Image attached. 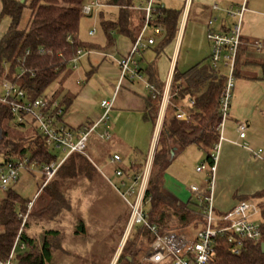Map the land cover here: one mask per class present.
<instances>
[{
	"label": "trees",
	"instance_id": "1",
	"mask_svg": "<svg viewBox=\"0 0 264 264\" xmlns=\"http://www.w3.org/2000/svg\"><path fill=\"white\" fill-rule=\"evenodd\" d=\"M1 1L0 19L8 18L10 25L0 40V80L4 77L8 78L24 89L29 99L42 96L48 98L51 104L58 100L59 92L45 94L49 84L70 68L72 59L78 55L79 49L85 51L92 46L88 42L81 41L78 36L80 20L85 15L84 0ZM106 3L119 8L117 20L101 18V26L106 34L118 30L125 35H133L131 22L133 0H107ZM26 9L30 11V16L23 24L22 19ZM155 14V24L164 25L167 29L165 42H168L175 34L179 11L157 5ZM142 19L144 21V15ZM6 66L8 70L5 69ZM262 66L264 70V63ZM22 70H25L23 74H21ZM150 80L154 81L153 74L150 75ZM226 81L227 75L206 62H200L185 72L176 70L174 73L171 93L174 99H184L187 96L194 99V103L189 106V114L195 122L180 120L173 115L164 119L160 129L145 196L151 197L149 219L160 224L164 229L187 226L197 218L196 215L178 206L171 195L164 192L163 178L174 147L185 148L190 144H197L206 152V160L213 162L211 154L220 139L218 129L222 121L220 102ZM72 98L69 94L64 95L58 100L59 107L66 112ZM158 110L159 99L148 95L144 118L156 122ZM62 116H59L58 120H62ZM0 125L3 129L1 139L3 145L11 147L0 153L2 155L0 165L5 164L12 157H27L42 169L44 165L56 160L55 151L61 149L50 146L34 122L14 121L10 106L2 102H0ZM143 169L144 164L133 163L130 174H140ZM96 175L95 164L85 154L80 152L69 154L53 178L40 190L37 201L42 205L28 214L29 219L25 221L24 229L31 225L32 219L53 220L62 211H70L72 205L68 197L69 189L75 185L78 178L92 179ZM253 198L259 200L262 215L259 222L260 239L244 238L241 251L234 253L228 238L218 237L211 264H264V252L261 249V243L264 242V189L254 193ZM28 201L14 191L12 186L0 196V260L6 259L14 246L22 223L21 217L18 218L19 213L27 211ZM129 216L130 211L128 218ZM83 225V221H79L77 233L81 231L78 230L79 228L84 230ZM135 226L139 228L130 239ZM135 226L123 246L118 258L119 264H133V257L127 256V252L135 250L136 235L146 232L149 234L146 226ZM58 233V230L53 229L46 231L39 251L25 250L17 255V263L52 264L54 249L57 248L49 237ZM19 239L28 247H34V239L26 231H22ZM126 256L132 258H128L129 260L124 263L122 261Z\"/></svg>",
	"mask_w": 264,
	"mask_h": 264
},
{
	"label": "crops",
	"instance_id": "2",
	"mask_svg": "<svg viewBox=\"0 0 264 264\" xmlns=\"http://www.w3.org/2000/svg\"><path fill=\"white\" fill-rule=\"evenodd\" d=\"M161 2L163 3H160L161 5L158 4L159 6L179 11L175 34L168 41H172L171 45L173 46V53L171 54L168 67H163L156 60H144V52L154 42L140 53L134 55V59L138 62L141 69L142 78H121L119 61L130 52L144 24L142 19L144 10L136 8L138 5L133 1L134 5L131 16L133 35H125L118 30H113L107 35L103 30L105 42H88L92 46L85 49L76 66L71 63L70 68L66 70L67 73H65L71 75L72 71L77 69V76L75 86L73 85L66 89H62L60 86L55 90L59 93L62 91L63 96L69 94L73 97L71 103L67 106L63 118L65 124L69 128L77 130L84 124L95 122L100 118L102 113L101 101L105 98H114L111 111V137L107 140L100 138L99 134L102 129H97L90 137L91 144L89 151L94 156L101 158V161L107 155L111 158L113 155L111 152L120 154L123 161L125 160V156L127 158L130 157L128 165L123 164V161L120 164H114L110 159L114 170L117 166H121L131 173L130 167L133 163L144 164L145 166L150 161L152 165L161 126L156 125V122L153 123L144 118L148 97L146 84L153 83L162 89L167 84H172L176 70L185 72L200 62L211 64V44L207 39L208 28L210 27L218 32L228 31L236 22V19L229 14V10L245 2L247 10L242 22V43L236 64L235 85L232 92L229 114L223 122L220 134L221 146L217 163L216 183H218V180L224 178V176H227V173L231 172L226 177L228 181L231 177H238V174L241 172L239 169H244L248 172L252 167H256L258 163L264 164V154L263 158H261L263 160L259 158V160L255 159L259 155V150L261 152L262 150L264 151V70L262 66L264 63V0H197L195 6L193 5V0H178L173 4L165 3V0H161ZM1 10L2 1L0 0V13ZM26 12L28 20L30 11L27 10ZM91 13L85 14L90 15ZM210 20H212V23L209 25ZM9 25L10 21L8 18L0 19V40L9 28ZM157 25L162 28L161 34L165 33L167 39L166 27L160 24ZM114 31H118L119 36H115ZM95 33V29L89 31L91 36L95 35ZM161 34L156 36H160ZM181 52L185 58L189 59L185 60L183 56L180 58ZM79 62L82 63L80 69L78 68ZM5 69L8 70V66ZM217 70H219V67ZM151 74L154 76V81L150 80ZM5 79L8 78L4 77L0 80V88ZM97 94H101L103 97L99 99L97 98ZM188 97L190 96L184 99L188 100ZM184 99H174L173 97L174 106L169 107L166 115L172 109L174 113L176 108H181L189 113L191 103L188 101V105H185ZM189 118H192L190 114ZM240 122L246 123V137L244 139L240 138L237 132V126ZM193 145L199 149L195 153L194 160H199L203 155L202 153H204L203 161L196 162L195 167L196 173L203 176L202 183L204 184L206 177L204 173L206 171L198 172L197 167L207 161L206 152L197 144H190L187 147ZM100 148L105 149L106 152ZM185 149L186 147L172 148L171 161L163 178V190L165 193L171 195L178 206L197 216L193 222L183 227L189 231H194L199 225L201 208L196 196L191 195L189 186L198 184L196 182L197 178L192 173L189 176L186 175V177L185 174L179 173L178 177H175L168 172L172 161L182 154ZM194 151L191 150L193 153ZM101 154L105 156L102 157ZM39 170L40 175H37L40 177L42 173L41 169ZM36 173L35 170L22 172L19 181L12 186V189L20 196L29 200L28 204L40 193V178L35 182V189L27 191L29 185L26 182L34 178ZM248 173H250V177L259 175L258 181L262 182V187H256L255 191H233V202L229 207H222L217 202L216 211L218 214L230 210L242 200H257L253 198V194L264 189V173L263 178L260 177L259 173H252L250 171ZM110 183L115 189L114 184ZM246 197L250 199H243ZM258 202L259 200L256 201V203ZM259 214H261V211ZM189 226H192L193 230Z\"/></svg>",
	"mask_w": 264,
	"mask_h": 264
},
{
	"label": "built area",
	"instance_id": "3",
	"mask_svg": "<svg viewBox=\"0 0 264 264\" xmlns=\"http://www.w3.org/2000/svg\"><path fill=\"white\" fill-rule=\"evenodd\" d=\"M98 1L94 0L91 4L84 5L83 12L91 13L93 7L99 3ZM157 5L155 0H147L144 8L136 6V8L144 10V24L130 52L119 61L122 79L142 78L141 69L138 62L134 59V55L153 44L155 36L162 32V28L155 24ZM246 10L245 2L229 10V14L236 19V22L228 31L218 32L210 27L207 31V39L211 44V65L218 68L222 64L228 69L227 81L220 102V113L222 115V121L218 126L220 134L231 105L232 92L235 85L236 64L242 43V22ZM211 23L212 20L209 21V25ZM149 26L154 27L152 35L145 37V32ZM83 52V49H79L78 55L72 59L74 66L77 65ZM24 71L22 70L21 74ZM146 89L148 90V95L159 99L156 125L162 126L167 116L166 112L169 107L174 106L171 85L167 84L160 89L153 83H147ZM188 101L191 104L194 103V99L191 97H188ZM0 102L10 106L14 114V121L18 123L32 121L37 124L47 143L66 152V157L72 152L85 153L86 149H88L91 135L99 128L102 129L99 134L100 138L107 140L111 137L110 120L114 98L103 99L101 101L102 113L100 118L90 124H84L77 130L69 128L65 124L63 120L65 111L59 107L58 100L50 104L48 98L42 96L29 99L26 91L10 79H5L1 84ZM173 115L180 120L189 119V113L181 108H176ZM59 116L63 117L62 120H58ZM237 132L239 137L244 139L246 137V123L240 122L237 126ZM220 146L221 135L211 154L213 162L205 161L197 167L198 172L206 171L203 186L201 187L197 184L189 186L191 195L196 196L201 208L199 225L194 231H189L187 228L167 230L149 219V211L145 210V205L150 202L151 197H146L145 191L152 166L150 161L145 164L140 174H130L121 166L115 168L114 174L120 180L118 184H114V187L130 208L127 233L123 239V244L135 225L146 226L149 230L150 241L141 264H211L218 237H227L229 243L232 244L234 253L241 251L244 238L260 239V223L253 219L256 214L260 213V206L255 201L242 200L224 213L218 214L216 211L214 191ZM122 160V156L118 153L111 156V162L114 164H120ZM63 161L59 164H55V161H53L43 166L41 169L43 179L41 180L40 190L53 178ZM34 168H39L37 163L30 161L27 157H12L5 164L0 165V196L19 181L22 172L33 171ZM32 203V201L29 202L27 208H30ZM26 212L19 213V216L24 219L27 218L29 209ZM19 237L15 241L9 256L0 260V264L17 263V258L15 257L16 248L19 245L21 248H26V244L21 242Z\"/></svg>",
	"mask_w": 264,
	"mask_h": 264
},
{
	"label": "rangeland",
	"instance_id": "4",
	"mask_svg": "<svg viewBox=\"0 0 264 264\" xmlns=\"http://www.w3.org/2000/svg\"><path fill=\"white\" fill-rule=\"evenodd\" d=\"M94 0H84V5L91 4ZM107 0H99L94 7L93 11L90 15H84L80 20L79 39L83 42H92V41H100L105 42V34L100 24V19L103 14L105 19L115 20L118 17L119 8L116 5H111L106 3ZM134 3L138 6L144 8L147 4V0H133ZM165 3L173 4L178 0H165ZM193 5L195 6L197 0H193ZM163 3L161 0H155V4ZM161 5V4H160ZM27 11V10H26ZM25 11L22 23L25 24L27 20V12ZM154 27L149 26L145 37L152 35V30ZM95 29V35L91 36L89 31ZM163 31V30H162ZM115 36H119L118 31H114ZM166 36L165 33L160 36L155 37V43L151 45L146 52H144V60L152 61L156 60L157 63L160 62L163 67L167 68L170 63L171 54L173 53V46L171 42H165ZM185 58L184 54L181 52L180 58ZM189 59V58H185ZM82 63L79 62V69L81 68ZM219 71L227 75L228 69L224 67L222 64L219 65ZM77 69L73 70L71 75L66 74L65 72L59 74L58 78L55 79L49 86L47 87L45 94H50L60 86L62 89L70 88L71 86H75ZM58 100L63 98V92L61 91L58 95ZM101 94H97V98L101 99ZM184 104L188 105V100L184 99ZM173 116V109L167 115ZM189 122H195L192 118H189ZM112 122V120H111ZM2 133L3 129L0 125V153L9 150L10 145L4 146L2 142ZM90 141L88 149H86L85 156L95 164L97 168V175L92 179L86 178H78L74 186H72L68 191V197L70 198V204L72 205L70 211L64 210L62 213L53 220H45V219H32L31 225L24 229L25 221L29 219V215L34 209H38L41 207L42 203L37 201V197L32 200V206L29 209L27 218H18L22 219V223L18 234L16 236L15 241L20 236L22 231H26L28 235H30L34 239V247H28L26 244V248H21L20 245L15 250V257L18 254L23 253L25 250H32L34 252H38L40 246L42 244L43 235L46 231L53 229L58 230V234L55 236L49 237L52 243L55 244L54 249V257L52 264H119L118 258L122 252L123 239L127 233V225H128V215H129V205L122 198L120 193L111 186L113 184L119 183V177L113 174L114 167L110 163V156H105L101 154L102 157L105 158L101 161V158L94 156L90 151ZM192 148V149H191ZM101 150H105L100 148ZM119 149V148H117ZM191 150H195L194 153ZM199 151L197 146L186 147L185 151L180 154L174 161H172L168 172L175 177H178L179 173L185 174L189 176L191 173L194 177L197 178V185L203 186L202 178L203 176L196 173L195 167L196 162L203 161L204 153H202V157L198 160H194L195 153ZM114 151V150H113ZM121 151V150H120ZM106 152V150H105ZM123 152V151H121ZM56 160L55 164H59L66 157V152L62 150H56ZM114 154V152H111ZM259 155L255 157V159L259 160L263 158L264 151L258 153ZM125 160L123 164L128 165L129 158L127 156L124 157ZM202 158V160H201ZM259 158V159H258ZM2 159V155L0 154V161ZM263 160V159H261ZM98 163V166H97ZM122 163V162H121ZM255 165V164H254ZM256 166V165H255ZM249 169V168H248ZM37 172L35 177L27 180L26 184L29 185L27 191H33L35 189L36 183L39 178L43 179V176H40L39 168H34ZM232 171V169H231ZM241 171L238 174V177L230 178V180H226V177L230 175L227 173V176H224L221 180H218V183L215 184L214 198H215V207H217V202L222 207H229L233 202V191H255L256 187H262V182L258 181V176L250 177L249 171L252 173H259L263 178L264 173V164L258 163L256 167H252L251 169L244 170L239 169ZM39 174V175H37ZM206 172L204 173V175ZM22 176V175H21ZM186 179V178H185ZM184 179V180H185ZM228 179V178H227ZM258 181V182H257ZM75 182V181H74ZM260 182V183H259ZM41 183V182H40ZM39 194V193H38ZM133 199V198H132ZM243 199H250L248 197ZM255 202L258 201L254 200ZM150 208V204L147 203L145 205V210L148 211ZM27 213V212H26ZM253 219L256 222H260L262 219L261 214H256ZM79 221H83V229L79 228V233H77V224ZM185 226H177L170 228V230H178ZM191 230H193L192 226H189ZM139 226H135L130 234V239H132L138 230ZM137 242L135 246V250L133 252H127V256H132L133 264H141L144 260V256L146 254L148 244L150 241V235L146 233L136 235ZM127 240V239H126ZM128 243V242H127ZM125 257L122 262H127L132 257ZM129 258V259H128ZM18 264V263H16Z\"/></svg>",
	"mask_w": 264,
	"mask_h": 264
},
{
	"label": "water",
	"instance_id": "5",
	"mask_svg": "<svg viewBox=\"0 0 264 264\" xmlns=\"http://www.w3.org/2000/svg\"><path fill=\"white\" fill-rule=\"evenodd\" d=\"M21 2H25V0H21ZM261 249L264 252V242L261 243Z\"/></svg>",
	"mask_w": 264,
	"mask_h": 264
}]
</instances>
